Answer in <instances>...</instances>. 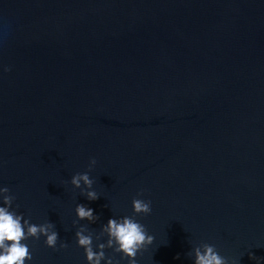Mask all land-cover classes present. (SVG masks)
I'll list each match as a JSON object with an SVG mask.
<instances>
[{
    "label": "water",
    "instance_id": "95a60500",
    "mask_svg": "<svg viewBox=\"0 0 264 264\" xmlns=\"http://www.w3.org/2000/svg\"><path fill=\"white\" fill-rule=\"evenodd\" d=\"M85 172L95 201L70 184ZM0 187L59 235L24 241L25 264H87L75 231L97 250L133 198L154 237L137 264L201 243L264 264V0H0Z\"/></svg>",
    "mask_w": 264,
    "mask_h": 264
},
{
    "label": "clouds",
    "instance_id": "9594fccd",
    "mask_svg": "<svg viewBox=\"0 0 264 264\" xmlns=\"http://www.w3.org/2000/svg\"><path fill=\"white\" fill-rule=\"evenodd\" d=\"M95 163V159L89 161V170ZM70 184L73 188L80 189V194L89 201L99 198L98 193L92 188L93 180L90 179L87 172L74 174ZM142 194V191L138 192L137 197ZM14 199L9 188L0 187V204H2L0 206V264H25L26 261H30L32 253L28 245L24 243L29 238L38 240L43 236L45 237L44 244L50 248L56 247L59 238L58 232L54 230L55 225L51 222L32 224L28 219L23 218L22 214L10 210ZM131 206L133 216L110 218L106 224L101 226L95 239L99 241L101 237L106 236L107 240L97 243L95 251L93 249V232L85 225H81L75 231L76 244L83 248L87 264H101V261H104V264H114L112 257L105 256L106 248L120 253L121 259L127 258L128 264H137V253L151 245L154 237L149 235L146 227L134 217L150 214L152 211L151 201L133 198ZM75 215L78 220H86L89 223H94L98 219V216L94 215L93 209L83 204H76ZM66 247V243H60V248ZM187 255L194 257L193 264H236L234 259L221 256L215 246L208 243L192 247ZM177 258L179 257L177 256ZM256 259L259 264V259Z\"/></svg>",
    "mask_w": 264,
    "mask_h": 264
}]
</instances>
